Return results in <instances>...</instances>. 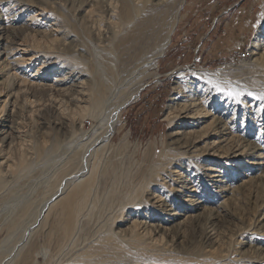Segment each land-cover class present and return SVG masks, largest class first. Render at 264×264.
<instances>
[{"label": "rangeland", "instance_id": "obj_1", "mask_svg": "<svg viewBox=\"0 0 264 264\" xmlns=\"http://www.w3.org/2000/svg\"><path fill=\"white\" fill-rule=\"evenodd\" d=\"M92 6L93 8L98 9V15L97 13H92L93 16H90L92 14H85V12H83L85 8H91V10H93ZM101 8L103 9L102 0H6L4 4L0 3V10H2L4 16L10 20V24L13 23V26L15 27L14 30L16 31L14 32L17 33V31H21L22 28L27 29L25 34L30 33L25 35L26 38L24 37V39H29V41H25V45L27 46H25V48L29 50L31 54L41 53L43 58L40 57V61H38V63H41L44 59H47V61H49L50 56H58L60 60H67L71 58L68 61H71L73 63L78 62L77 58L81 57V55H79V52L83 50L81 48L82 46H84L87 47L85 48L86 50L90 49L89 52L92 53L89 55L88 60L90 62L89 65L91 64L90 66L94 68L95 55L93 51L94 49L100 47L98 49L99 53L97 57H99V60L103 62L104 66H106L107 71H115L116 69L114 65L116 64L118 65L116 66L120 68L119 70L122 71H120L119 74L121 78H119V76L118 80L115 79L116 77L113 78L114 81L122 83H120V88H117V90L119 91L115 90L116 93L114 92V96H111V101L105 107V113H108V111L112 109V106L124 102V106L118 117V122L113 126L112 138L109 141V145L105 146V148L103 149H99V147L93 143L95 139L93 140L92 137L86 139L85 137L87 136L88 132H93L96 129V126L99 125V118H101V116H106V114H102L104 113V109L101 113L102 115L97 118L86 116V118L83 119L81 118V113L79 112L80 110L78 112H75L73 110L74 107L71 108V105L68 102L62 100V95L55 96L50 92L45 93L46 91H42L41 93L37 94V102L34 103L30 100L32 102V105L34 106H31V111H22L21 117H23L24 120L22 118L20 119V133L16 132L13 134L14 136L11 133L8 134V138H15L10 142L13 147L10 143H8L7 150L9 156L8 166H10L8 168L11 169V171H8V178L5 177L4 174H0V205L7 198V196L9 197L12 194V191L15 189L16 183L18 184V186H22V188L24 187V189H27L30 184L37 183V187L33 188V191H35L34 193L32 192L33 195H31V204H36L43 199H49L50 195L53 194L52 192H54L53 190H56L57 184H60L65 178L76 172L86 163H88L91 169V175L88 176L89 178H87V182L84 181V185V182H81V184H73L72 187L75 185L77 186H75L74 189L72 187H70L69 189L71 193H74L79 185V192H81L82 189L84 190L85 185L89 189V191H86V196L82 197L84 200L82 199V204L80 203L81 208L79 209L80 205L77 206L79 213L76 212V209H74L76 206L75 204L73 205L72 202L76 203V201L79 200L77 199V197L79 198V196H81L80 194L83 192H81L80 194L78 192L77 197L75 198L78 189L75 194L72 195H67L68 192L70 193V191H68L66 194V196L68 197H64L65 199H68V201H71L67 203H69L68 205H73L74 208L71 205L69 206L72 207V211L75 210V213H78L77 215H73H76L75 220L73 219L72 221L71 214L73 212L69 214L70 218H68V212L70 211L67 210L69 208L67 207V203L65 204V201L67 200L63 199L65 201H59H62V203L64 202L65 204L64 205L61 203V209V204L58 206L56 205L58 203L57 202L55 204L56 206L54 205L55 208L52 207L50 209L51 211L49 210L47 211V213L44 212V216L46 215L44 217L45 219L42 218L39 224L36 223L34 229L35 232L33 230L34 233H31L30 239L27 242L19 244V247L21 249L16 250L18 255H15V259L13 257V264H69L68 261H74L77 256H81L85 251L88 252L87 254H84V257L86 258V260L89 259V262L92 261L96 263L97 261H101V258L104 256L106 257H104L105 259L113 261L117 257H113L114 254H112V252H117L115 253V255L119 254L120 256L124 257L121 258L122 260H126V262L127 260H130L127 262L128 264H144V259H149L151 258L150 256H156L158 254V252L153 251L155 247L159 248L160 246H164L167 248V246L170 244L168 248L173 250L174 242L177 241L175 239H177L178 237L179 239L183 238L185 242L188 243H198V245L201 248L203 247L202 249L205 251L208 249V242L212 241L214 243L213 250L216 251V253L219 252L221 254L218 257H212L214 260L209 259L207 264H222L226 261L227 262L223 264H252V262H254L253 264H255V262L264 264V244L254 239L253 234H251V226H254L258 223L260 212L263 211L261 207L264 202V183L258 185L259 188L257 187V185H249L245 191L235 193L233 201H231L229 203V206L226 207L227 210H225L222 214L223 216L220 218V222L209 221L202 226H199L195 221H189L181 230L172 229L169 234L166 235L165 239H160L161 243L159 238H155L156 240L158 239L157 241H159L158 243L155 240L156 246L147 244V241H151V239L148 240L149 237L152 238L151 235L148 237L145 236L146 238L134 237V239L127 236L123 231L116 232L115 230H113L112 225L114 224V221L118 220L117 218L124 219L127 217L128 219L126 218V220H123L122 222L124 227H126L130 220L132 221L138 216L140 217L141 213H143L142 211L138 214L139 208H132V211L134 210L135 212L130 215V210L128 211V209L134 207L135 205H138L139 202L144 201L146 199L145 196L150 190H155L156 193L160 192L158 188H161V185H158L155 182H158V179L160 178V176H162L163 171H161L160 169L164 166L162 170L165 171L169 164L167 162L171 160V155L168 154V152L165 153L168 148L167 146L169 143V133L172 129L166 115L175 110V108L171 109L175 106L174 105L171 107L173 102L171 98L177 97L176 86H178L179 84L180 88L182 87V93H184L181 94L180 98L178 97L180 100L179 102H183L184 100V102H186V100L189 99H196L195 101L197 103H202L200 105H202L203 108H207L209 110L212 109L216 105V103L217 105H221V109L219 112L221 116L226 117L227 119L234 117L233 122H230V133L232 132L234 135L236 134L241 137V139H247L248 141L251 140L253 142V140H256L254 142L255 145L259 143L264 147V110H261L259 108L261 103L264 102L257 100L256 98H254V96L249 97L247 94H245V96L242 97V100H247L242 101L243 103H237L235 100H232L227 96L216 92L210 86L208 87L207 83L202 84L193 76V72L196 70L216 69L218 66L225 65L226 69L229 71L226 70L224 80H228L231 82H237L239 80L238 82L245 81L246 83L256 82L259 85L264 84V78H262V76H264V64H258L252 59V47L257 39H259L261 47H264V26L262 24L264 20V15H262L264 14V0H185L184 4H182L179 10L177 27L165 55L163 57L152 60L153 63L151 65L145 64V61L150 58V53L153 49L150 45V42L148 43L143 41L144 46L143 43H141L139 47H133L131 43L128 42V33H124L126 25H123L122 29H119L120 26L117 24V26H119L118 30H121V33L119 32L117 34L119 35V37H115L117 39H111V42L110 40L106 43L103 42V46L102 44L100 45V42L96 41L94 33L98 32L97 34L105 36L109 34L108 29L111 32L110 26L113 27V24V30H115V20L118 19L117 21L119 22L116 23L119 24H121L122 22L119 20L121 15L118 14V12H114L113 14L117 15H113V18L111 17L112 20H109L107 17L105 18L104 13L102 14V12H100V10L103 11ZM118 8L116 9L117 11L119 10ZM100 13L104 16H101ZM118 15H120V17ZM114 16H118V18H115ZM106 20L110 21V26L108 25L109 22ZM123 24L125 23L123 22ZM64 25L66 26L64 27ZM52 27L55 29H59V32L56 30V34L52 35L51 31L55 30ZM44 28L47 30V33L44 32ZM61 29L65 30L62 31ZM260 30H262L263 35L260 34ZM100 31L102 32L99 33ZM91 34L93 35V37ZM121 34L122 39H120ZM93 38L95 39V43H93ZM118 38L120 40V43L118 41ZM124 39H126L127 42H123ZM69 40H74V47L69 48L70 46L67 43L69 42ZM65 41L67 43L66 45L64 44ZM79 43H81L80 46ZM124 43H126L127 45L130 43L129 46L131 45L132 47L126 46V44ZM60 44H64V46ZM77 44L79 46V49ZM97 44H99V47L97 46ZM122 45L126 48H134L131 49L133 53H131L132 51L130 52L129 49L127 50L126 48H124ZM248 46L251 47V55L245 59L238 61V52L245 50ZM135 48L138 51L135 50ZM143 48L145 52L143 51ZM139 49L142 50L140 51ZM150 49L151 51L148 52V50ZM262 50L263 49H261L260 52L264 51ZM127 51L131 54L127 53ZM135 51L137 53H134ZM140 53L142 54V56L140 55ZM143 53H145V55ZM127 54L134 55L130 56V58ZM126 56L127 58L124 59V57ZM64 57L67 59H65ZM140 57L141 60H138L140 59ZM131 59H133L134 61ZM123 60H127L130 66L128 65V62H123ZM136 60L137 62H139L137 63ZM132 61L134 62V64L132 63ZM140 62L142 63V65ZM120 63L121 65L123 64L122 67ZM126 64L127 66H124ZM130 67H134V69H131ZM33 69L36 70L35 67H27V69H25L26 75L31 74L32 71H34ZM54 69L55 70H53L52 72H50L49 70L43 71L42 75L39 76L40 79L44 80V82L46 83L54 85L57 88L61 86L65 87V85H61L62 81H58L57 77L66 76L67 71L62 70L59 67H54ZM259 70H262L263 72ZM254 72L257 73L254 75ZM247 73L253 74H250L249 76V74ZM254 76H256L255 79L253 78ZM70 78L73 79V75L70 76ZM248 78L250 79L248 80ZM259 78H262L263 80H260ZM122 80H126V83H124ZM105 85L107 87L106 94H108V92L110 91L109 84L105 83ZM138 89L139 93L135 95L136 91L138 92ZM1 92L2 90H0V93ZM95 93L96 92L93 93V91L91 90V95L89 93V96L92 97V95L94 94L95 97ZM213 93L216 96H213ZM54 98L55 100H53ZM58 100L60 101V105L62 104L61 106L59 105ZM67 103L70 106H68ZM58 105L61 107H59L60 109L57 108ZM59 111L63 112V114H65L66 112V114L70 115H63V117L66 116L68 118L66 119L71 121L68 124L69 127L72 126L70 127L71 131H68L67 133H65L64 129L61 127L60 123L62 113ZM92 113L94 112L92 111ZM56 121L59 122L57 123ZM45 123L48 124V126H51L50 128H48L49 130L47 129L48 131L46 130V133H42L40 131V128L41 125ZM20 128L22 129V132ZM21 133H24L25 136H22ZM125 135L126 137H124ZM241 135L245 136L243 137ZM18 138L20 141L18 140ZM71 141L73 142V144L70 149H68V145L66 144H69L68 142ZM45 153H47V155ZM47 156L50 158L53 157V161L52 163H50L51 171L49 170V172H46V170L44 171L46 167L44 165L50 159ZM9 160L13 166L9 163ZM35 161L39 163H36V166L30 168L28 166V163ZM164 162L167 166L164 164ZM21 165H23V167H21ZM219 165L220 167H222V176L224 179L223 181L225 182L221 186H225L227 184L232 188L234 185V187H237L236 185H238L242 181L247 180L250 176L258 172L257 169H251L247 167V165L245 166L243 164H237L236 168H230L226 164ZM158 171L161 172L158 173V176L160 175L159 177L156 175V172ZM44 173H46V175ZM189 176L192 177V174H189ZM196 180L197 181L194 184L198 183L199 189L204 193L206 188H201V183L198 182L199 179L196 178ZM89 181H91V184L89 183ZM151 183L153 185H151ZM149 184L150 186H152L151 188ZM164 184H167V190L165 191L169 194L170 184L169 186L167 182H165ZM206 194L208 195L207 198H209V200L211 199V204H213L211 206H218L216 196L217 194H215L211 189H207ZM72 197L73 199H75L73 200ZM124 197L129 198L126 201ZM131 197L134 198H132V202L131 200H129ZM134 200H137L138 202L134 204ZM129 202H131L130 204L132 205H129ZM125 203L126 205L128 204L126 206L127 208L124 207ZM65 207L67 209H64ZM63 210L65 211V213H67L66 215L64 214ZM79 210L82 213H80ZM122 211H124V213L128 212V214H124ZM24 213L25 210L23 208H19V210L15 211L13 214H11V216H9L10 218L8 219V221H5L3 215H1L0 242L11 233V227H13L14 224H18V222L24 217ZM85 213H88V216ZM122 215L126 216H124L123 218ZM131 216H133L134 218H132ZM2 218L3 222L1 220ZM156 218L159 222L162 221V224H164L163 220H161L159 217ZM68 219H70L72 223H75L76 221L78 225L77 223H75L76 225L73 223L74 225L71 226V224L67 222ZM63 221L66 222L64 223ZM96 222L102 223H100V226H98ZM103 222L106 225L103 224ZM110 225L112 226L110 227ZM73 226L75 227L72 229ZM102 226L104 228H102ZM67 229L70 231H75L76 234L73 231L70 234L69 231L68 235L67 233L65 234L64 232H67ZM100 229H102L103 231H100ZM105 231L107 232V234ZM62 233H64V235ZM71 235L73 237H71ZM62 236L65 239L62 238ZM60 237L63 240V245H60V243H62V240H59L60 243L59 241L57 242L58 239H61ZM66 239H68L70 242L67 246L66 244L68 240L66 241ZM79 239L82 241H80ZM89 239L92 240V242H90ZM96 239L98 241H95ZM165 240L167 241V243H163V241ZM64 241L66 244H64ZM123 241L126 243H124ZM56 243L59 245H57ZM87 244L89 245L88 247ZM103 245L106 248L103 249ZM109 245L111 246L109 247ZM61 246L62 248L60 249ZM64 246L66 247L64 248ZM41 247H45V250H42ZM142 247H144L142 250L146 248L143 252L141 250ZM94 249L99 250L97 254H95L97 250ZM114 249L115 251H113ZM137 249L143 253L142 256ZM119 250H121V252H118ZM76 251L77 253H79L77 254ZM74 252L76 253V256ZM88 253L91 257H89ZM91 253L92 255H94V261L92 260ZM8 255H0V262L2 260L6 261ZM95 255H97L98 257ZM221 255L223 258L221 257ZM104 258L102 259L104 260ZM131 258L132 260L134 259V263L132 262ZM206 262L207 261H205L204 264H206ZM104 263L109 264L107 262ZM152 264L154 263L152 262Z\"/></svg>", "mask_w": 264, "mask_h": 264}, {"label": "bare ground", "instance_id": "obj_2", "mask_svg": "<svg viewBox=\"0 0 264 264\" xmlns=\"http://www.w3.org/2000/svg\"><path fill=\"white\" fill-rule=\"evenodd\" d=\"M4 2H6V0H0L1 4H4ZM184 2H185V0H102L103 9L102 8L101 9L103 11L100 10V12H102V14L104 13L105 18L107 17L110 20L113 15H117V14H113V13L118 12V14L121 15V17H120V15H118L120 17L119 20L122 22H121V24H119V23H116V22H119V21H117L118 19L115 20L116 21L115 22L116 28H115V30H113L114 24H113V27H111L110 21L106 20L109 22L108 25L110 26L111 32L108 29L109 34H107L105 36H103L101 34H97L98 33L97 32V33H94V37H95L96 41L100 42V45L103 42L106 43L109 40L111 42V39H114L116 36L119 37V35H117V34L121 30L119 31L118 27L120 26L119 29H122V26L126 25L125 32H124V30H123V32L126 34L128 33V36H127L128 42H130L133 47L134 46L139 47V45L141 43H143V41L148 42V43L150 42V45L152 46L153 49H152V51H151V49L148 50V52L151 51V53H150L151 55H150V58H148L147 61H145L146 62L145 64L151 65L153 63L152 60H155L159 57H163L165 55L167 48L169 47V45L172 41V36H173V34L176 30V27H177L179 10H180L182 4H184ZM31 3H32V1H31ZM116 3H119V4H116ZM85 5H86V3H85ZM118 5H119V8H118ZM116 7L119 9L118 11L116 10L117 9ZM92 8H93V6H92ZM85 9H87V8H85ZM85 9L83 10V12H85V14L97 13V15H98V12H97L98 9H95V8H93V10H91V8L87 9V10H85ZM94 10H95V12H94ZM93 14L90 16H93ZM102 14H101V16H104ZM43 16H46V15H43ZM118 16H116V17L118 18ZM82 17H84V16H82ZM104 22H105V20H104ZM123 22L125 24H123ZM117 24L119 26H117ZM262 24L264 26V20H263ZM105 25H107V24H105ZM65 26L66 25H64V27ZM14 28L15 27L13 26V23L10 24V20L7 17H5L3 11L0 10V90H2V92L0 93V174H4V176L8 178V171L9 170L11 171V169L8 168L10 166H8V159H9L8 157L9 156H8L7 150H8V143H10L15 137H9L8 138V134L11 133L13 135L16 132L17 133L19 132L20 119L22 118L24 120V118L21 117L22 111H31V106H33L32 102H34V103L37 102L36 101L37 94L41 93L42 91H46L45 93L50 92L51 94H54L55 96L62 95L63 96L62 100L65 102H68L71 106L68 103H67V105L70 106L71 108L74 107L73 110L75 112H78L80 110L79 112L81 113V118H83V119H85L86 116H91L93 118H97L102 114L103 115L106 114V116H104V117L101 116V118H99V120H98L99 125L96 126V129L93 132H91V131L88 132L87 136L85 138L88 139V138L92 137L93 140L95 139L93 143L95 145H97L99 147V149L100 148L103 149V148H105V146L109 145V141L112 138L113 126L115 124H117L118 117H119L120 112L124 106V102H122L121 104H117L115 106H112V109H110V111H108V113H105V107L111 101V96L112 97L114 96V92L116 93L115 90H117V88H120V83H122V82L118 83V81H114V79H113L114 77H116L115 79H117V80L119 78H121V76H119L121 70H119L120 68L117 67L118 65L117 64H116L117 66L114 65L115 69H116L115 71L114 70L113 71L111 70L112 72L107 71L106 66H104L103 62H101L99 60V57H97L98 53H99L98 49L100 48L98 46L99 44H97V46L99 48H97V49L93 48L94 49L93 52L95 55V65L93 64L94 68H92L90 66L91 64L89 65L90 62L88 60L89 59L88 57L90 54H92L89 52L90 49L86 50L85 48H87V47H84L82 45H81L82 46L81 49H83V50H81L79 52L80 54L78 53L79 55H81V57L78 56L79 58H77L78 62L73 63L71 61H68L71 58L67 59L64 57L67 60H60V58H58V56H56V57L50 56L49 61H47V59L46 60L44 59L41 63H38V61H40V57L43 58L41 53L31 54L30 51L25 48V46H26L25 41L26 40L29 41V39H24V37L26 38L25 35L30 34V33L25 34L27 29H22V28H21V31H19V32L17 31V33H16V32H14V31H16V30H14ZM23 28H24V26H23ZM53 29H55V28H53ZM56 30L59 32V29H55V30L51 31V34L55 35ZM61 30L63 31L65 29H61ZM106 30H107V28H106ZM46 31L47 30L45 29L44 32H46ZM67 31H68V29H67ZM101 32L102 31H100L99 33H101ZM105 33H107V32H105ZM67 34H68V32H67ZM72 34H73V31H72ZM92 34H93V32H92ZM95 34H96V36H95ZM260 34L263 35L262 30H260ZM92 37H93V35H92ZM68 38H69V36H68ZM123 38H124V36H123ZM95 39H94L93 43H95ZM115 39H117V38H115ZM120 39H122V34L120 36ZM126 39H124V41L123 40L122 41L127 42ZM60 40H61V38H60ZM118 41L120 43L119 38H118ZM116 42H117V40H116ZM151 42H152V44H151ZM259 42H260L259 39H257V41L254 42V44H253V47H252L253 48L252 49L253 57H252V59L254 60V62L263 65L264 64V51H263L264 47L262 48L261 44ZM67 43L70 46L69 48L74 47L73 45H75L74 40H69V42H67ZM67 43L65 41L64 44L66 45ZM76 43H78V42H76ZM64 44H60V45L64 46ZM80 44L81 43H79V46H80ZM124 44H126V43H124ZM129 44L128 45L126 44V46H129ZM104 45H106V44H104ZM118 45H116V46H118ZM131 45L129 47H132ZM150 45H148V46H150ZM77 46H78V44H77ZM79 46H78V49H79ZM102 46H103V44H102ZM143 46H144V43H143ZM129 47L128 48L124 47V48H126L127 50L129 49L131 52L132 51L131 49H134V48H129ZM114 48H115V46H114ZM261 49H263L262 50L263 52H260ZM117 50H114V51H117ZM135 50H137V49L135 48ZM139 50L141 51L142 49H139ZM143 51L145 52L144 48H143ZM127 53H129V52L127 51ZM131 53H133V51ZM131 53H129V54H131ZM134 53H137V52L135 51ZM143 54L145 55V53H143ZM124 55H126V54H124ZM132 55H134V54H132ZM132 55H128V57H130ZM140 55L142 56L141 53H140ZM138 56H139V54H138ZM138 56H137V58H138ZM126 58H127V56L124 57V59H126ZM131 60H133V59H131ZM138 60H141V57ZM133 61H132V63L134 64ZM120 62H121V59H120ZM123 62H128V61L123 60ZM136 62H137V60H136ZM142 62H144V61H142ZM256 63H255V65H256ZM120 65H121V63H120ZM122 65H121V67H122ZM128 65H129V62H128ZM135 65H136V63H135ZM141 65H142V63H141ZM253 65H254V63H253ZM29 66L32 68L35 67L36 70L33 69L34 71H32L31 74L26 75L25 69H27V67H29ZM124 66H127V64ZM131 66H132V64H131ZM54 67H59L60 69L67 71L66 76H60L61 78L57 77L58 81L59 80L62 81L61 85H65V87L61 86V87L57 88L54 85L46 83V82H44V80L40 79L39 76L42 75L43 71L49 70L50 72H52L53 70H55ZM134 67L133 68L130 67V68L134 69ZM226 70L227 69H226L225 65L218 66L216 69H199V70H196L193 72V76L195 79L200 81L202 84L206 83L205 80L201 79V77H205V76H211L215 79H219L222 81V80H224V75H226L225 74ZM227 71H229V70H227ZM259 71H262V70H259ZM256 73L254 72V75ZM247 74H249V73H247ZM250 74H253V73H250ZM250 74H249V76H250ZM259 74H261V73H259ZM72 75L74 77L73 79L70 78V76H72ZM118 76H119V78H118ZM256 76H254L253 78L255 79ZM260 77H261V75H260ZM228 78H229V76H228ZM262 78H264V76H262ZM262 78H259V79L261 80ZM124 79H126V78H124ZM249 79L250 78H248V80ZM254 79H253V81H254ZM238 81L237 82L234 81V82H232V84L238 86L241 90H246V91L255 92V93L264 92V86H263L264 84L259 85L256 82L255 83L254 82L253 83H246L245 81L244 82H238ZM246 81H247V79H246ZM123 82L126 83V80H124ZM105 83L109 84V90L110 91L108 92V94H106L107 87H106ZM102 84H104V85H102ZM135 84H137V83H135ZM179 85L176 86L177 97L171 98V100L173 101L171 107L174 105L176 107L174 106V107H172V108L170 107V108L171 109L175 108V110H173L171 113L166 115L172 129H171V132L169 133V143L167 146L168 147L167 151L165 153L168 152V154L171 155V157H170L171 160L169 162H167L169 164H168V167L165 171L162 170V168L164 166L162 168L160 167L161 168L160 170L163 171V173H162V176L159 175L160 178L158 179V182H155L158 185H161V188H158L160 190V192L156 193L155 190H150L147 195L145 194L146 199L144 201L139 202L138 205H135V206L133 205L134 207H131L128 209V211L130 210V215H132V213L135 212L134 210L132 211V208H139L138 214L142 211H143V213H141L140 217L138 216L135 219H133L132 221L130 220V222L127 220L129 223H128V225L126 224L127 225L126 227H124V225L122 224L123 220H126V218H127V217L124 218V216H126V215H124V216L122 215L124 219L117 218L118 220L114 221V224H112L113 230H115L116 232L123 231L127 236L132 237V238H134V237L146 238L145 236L148 237L151 235L152 238H150V237L148 238V240L151 239V241H149V242L147 241V244H150L153 246H156L155 243L158 240V239L156 240L155 238H159V240L163 239V238L165 239L166 235L169 234V232L172 229L181 230L185 227V225L189 221H195L196 224H198L199 226H202L203 224H205L209 221L210 222L211 221H219L220 222V218L223 216L222 214L224 213L225 210H227L226 207L229 206V203L231 201H233V198L235 197V193L245 191L249 185H252V186L257 185V187H258V185L264 183V147L262 146V144L257 143L255 145L254 142L256 140L255 141L253 140V142H252L251 140L248 141L247 139H241V137H239L236 134H235L236 135L235 136L231 132L233 134L232 135L230 133V129H231L230 122H233L234 117L227 119L226 117L221 116L219 114L220 109H221V105H217V103H216V105L212 109L209 110L207 108L206 109L203 108V106L200 105L202 103H200V104H199V102L197 103L195 101L196 100L195 98H194L195 100L189 99V100H186V102H184L185 100L183 99L184 100L183 102H179L180 101L179 98L181 97V94H184V93H182L183 91H181L182 87L180 88ZM208 87H209V85H208ZM186 89H187V87H186ZM91 90L93 91V93L96 92L95 97H94V94L92 95V97L89 96V93L91 95ZM117 91H119V90H117ZM134 91H136V90H134ZM45 93H43V94H45ZM109 93H110V95H109ZM138 93H139V89H138V92L136 91L135 95H137ZM214 93H213V96H216V95H214ZM54 95H52V96H54ZM53 100H55V98ZM232 100H231V102H232ZM246 100L244 99L242 101H246ZM210 101H208V102H210ZM58 103L60 105L59 100H58ZM241 103H243V102H241ZM59 105L57 108H59L62 104L60 106ZM253 105H251V106H253ZM34 109H36V108H34ZM103 109H104V113H102ZM92 111L94 113H92ZM59 112H61V111H59ZM61 113H62V117H61V123L60 124H61V127L64 129L65 133H67L68 131H71L70 127H72V126H70V127L68 126L69 122H71V121L67 120L68 118L66 116L68 114H66V112H65L66 116H64V117H63V115H65V114H63V112H61ZM68 116H70V115H68ZM103 120H107V121H103ZM72 121H73V119H72ZM56 125H58V124H56ZM50 126L51 125L48 126V124L45 123V124L41 125L40 131L42 133L43 132L46 133V130L48 128H50ZM58 128H59V126H58ZM20 130L22 132L21 128H20ZM23 135H24V133L22 134V136ZM63 135H64V133H63ZM241 136H243V135H241ZM65 137H66V134H65ZM124 137H126V135ZM18 140H19V138H18ZM68 143L69 144H66V145H68L67 148L70 149L73 142L71 141ZM11 146L13 147L12 144H11ZM54 147H55V145H54ZM96 149H98V148H96ZM96 152H97V150H96ZM45 154L47 155V153H45ZM48 158H50V157H48ZM52 161H53V157L50 158L46 162V164L44 165V166H46L44 171L45 170H46V172H49V170L51 171L50 163H52ZM165 162H164V164H165ZM9 163H10V160H9ZM36 163L38 164L39 162H36V161L30 162V163H28V166L30 168H32V167L37 165ZM10 164L12 165V163H10ZM219 164H226L230 168H236L237 164H243L245 166L247 165V167H249L251 169H257L258 172L256 174L250 176L248 179L246 178L247 180L242 181L241 183L236 185L237 187H234L235 186L234 185L232 188V187H230V185L228 186L227 184H226L227 186L226 185L221 186L225 182L223 181L224 179L222 176L223 170ZM157 165H158V163H157ZM160 166H162V165H160ZM21 167H23V165H21ZM155 168H157V167H155ZM159 172L160 171L156 172L157 174L156 173L155 174L158 176ZM90 173H91V169H90L88 163H86L84 166H82L76 172H74L73 174H71L67 178H65L60 184H57V188L55 187L56 190H53L54 192H52L53 194L50 195L49 199H47V200L43 199L36 204H31L32 203L31 202V195H33V193L35 191V190L33 191V188L37 187L36 186L37 183L30 184L27 189H24V187L22 188V186H18V184L16 183L15 189L12 191V194L9 197L7 196V198L0 205V217H1V215H3L4 220L8 221V219L10 218L9 216H11V214H13L15 211L19 210V208H23L25 210V213H24L25 215H23L24 217L19 222L17 221L18 224H14V226L11 227L12 228L11 233L8 236H6L0 242V255H2V254L8 255L9 254L7 260L6 261L2 260L0 262V264H13V262H14L13 257L15 259V257L18 255L16 250L21 249L19 247V244L27 242L30 239L31 233L35 229L36 223L39 224V222L42 218L45 219L44 217L46 215L44 216V214H45L44 212L47 213V211H49L52 207H54V205L57 202L59 203V204L58 203L56 204L58 206L62 203V201H65V200H67V201H65V204L67 202H71V201H68V199H65L66 197H68V196H66V194L68 191H70L69 190L70 187H72L73 184H79V183L81 184V182H84V181L87 182L88 181L87 178H89L88 176L91 175ZM44 174L46 175V173H44ZM189 174H192V177L189 176ZM196 178L199 179L198 182L201 183V188H203V187L206 188L204 193L202 192V190L199 189L198 183L194 184L197 181ZM84 179H86V180H84ZM156 180H157V178H156ZM90 182L91 181H89V183ZM165 182L168 183V186L170 184V189H169L170 193L169 194H168V192L166 193V191H165V190H167V187H166L167 184H164ZM84 184H85V182L83 183V185ZM90 184H89V186H90ZM151 185H153V184L151 183ZM75 186H77V185H75ZM75 186H73L72 188L74 189ZM79 186L76 188V191L79 188ZM149 186H150V184H149ZM151 187L152 186H150V188ZM87 189H88V187H86V185H85L84 190L83 189H82L83 191L81 190V192H83V193L79 192V189L77 192L75 191L76 192L75 198L77 197L78 192H79V194L81 193L80 194L81 196H79V198L77 197V199H79V200L76 201L77 200L76 199L75 200L76 203L72 202L73 205L75 204L76 207L74 208L73 205L70 204L74 209L77 210L76 212H78L77 206L80 205L79 209L81 208L82 199H83L82 197H85L86 191H89V189L88 190ZM207 189H211L215 194H217L216 196H217L218 206H216V207L211 206L213 204H211V201H210L211 199L209 200V198H207V196H208L206 194ZM75 192L71 193V191H70L71 194L68 192L67 195L75 194ZM87 196H88V194H87ZM122 198H123V196H122ZM128 198L124 197V199H126V201ZM132 198L133 197H131L129 199V200H131V202H132ZM136 198H137V196H136ZM63 199H65V200H63ZM72 199H73V197H72ZM60 200H62V201L59 202ZM217 201H215V202H217ZM83 202H85V201H83ZM131 202H129V205H132V204H130ZM136 202H138V201L134 200L133 203L136 204ZM62 204H64V202ZM62 204L60 206V209L62 208ZM68 204L69 203H67V207L70 206ZM83 205H84V203H83ZM127 205L125 203L124 207H126ZM72 207H69L68 209L65 207L64 209H67L68 211H70V212H68V216H69L68 218H70L69 214L73 212L71 214L72 221H73V219L75 220V217L79 212L76 214L75 210L72 211V209H71ZM261 208L263 209V211L260 212V218H259L258 223L255 224L254 226L253 225L251 226L252 227L251 228L252 229L251 234H253L254 239H256L257 241H260V243L264 244V202H263V205ZM63 212L65 215L67 214V213H65L64 210H63ZM122 212L124 213V211H122ZM80 213H82V212L80 211ZM74 214H76V215L73 216ZM124 214H128V212H126ZM86 215L88 216V213ZM131 217L134 218L133 216H131ZM156 217H159L161 220H163L164 224H162V221L159 222ZM3 218L1 219L2 222H3ZM65 219H67V218H65ZM69 220L70 219H68V221L67 220L66 221L69 222L71 224V226L74 225L75 223H77L76 222L77 218H76L75 223L73 222L74 224L71 222V220L70 221ZM69 223H67V224H69ZM100 223H102V222L97 223L98 226H100L99 225ZM124 223H127V222H124ZM103 224H105V223L103 222ZM77 225H78V223H77ZM112 225H110V227ZM122 225H123V227H122ZM108 226H109V224H108ZM108 226H107V228H108ZM67 227H69V226H67ZM74 227L75 226H73L72 229ZM102 228H104V227L102 226ZM101 230L102 229H100V231ZM69 231L70 230H68L67 232H64V231H62V232H64L65 234L67 233V235H68ZM72 231H70L69 234ZM106 231H108V230H106ZM34 232H35V230H34ZM73 232L75 233V231H73ZM94 232H97V231H94ZM64 233H62V234L64 235ZM106 234H107V232H106ZM91 235H93V234H91ZM244 235H246V234H244ZM71 237H73V236L71 235ZM62 238H64V237L62 236ZM62 238L58 239L57 242L59 240L61 241ZM94 238H96V237H94ZM94 238H92V239H94ZM68 239H66V241ZM82 239H83V237H82ZM79 240H78V243H79ZM152 240L153 241L156 240V241L153 242ZM166 240L163 241V243L164 242L167 243ZM175 240H177V241L174 242V245L172 244L173 250L168 248L170 246L169 243H168L169 245L167 244L168 245L167 248L164 246L163 247L160 246L159 248L155 247L153 249V251L158 252V254L156 256L148 255L151 258L144 259V261H143L144 264H152V262L154 264H204L205 261H207L206 262V264H207L209 259L214 260L212 257H218L221 254L219 252L216 253V251L213 250L214 243L212 241H210V242L207 241L208 242V244H207L208 249L205 251L202 249L203 247L201 248L198 245V243H195V242L188 243V242H185V240L183 238L179 239V237ZM60 241H59V243H60ZM80 241H82V240H80ZM95 241H98V240L96 239ZM168 241H170V240H168ZM245 241H247V240H245ZM61 242L62 243H60V245L61 244L63 245V240ZM90 242H92V240H90ZM157 242L159 243V241H157ZM242 242H244V241H242ZM68 243H70L69 240L67 241V244L64 241V244H66V246L68 245ZM124 243H126V242H124ZM160 243H161V240H160ZM92 244H94V243H92ZM143 244H144V242H143ZM57 245H59V244H57ZM66 246H64V248ZM73 246H74V244H73ZM80 246H82V245H80ZM88 246L89 245L87 244V247ZM105 246H107V245H105ZM110 246L111 245H109V247ZM124 246H126V245H124ZM133 246H134V244H133ZM44 248H42V250ZM61 248H62V246L60 247V249ZM104 248H106V247H104V245H103V249ZM124 248H126V247H124ZM143 248L144 247H142L141 250ZM101 249H102V247H101ZM107 249H110V248H107ZM85 250H86V248H85ZM94 250H97V249H94ZM131 250H132V248H131ZM144 250H142V252ZM98 251L99 250H97V252L95 254H97ZM113 251H115V249ZM219 251H220V249H219ZM85 252L83 254L81 253L82 254L81 256H77V258L74 261H72V260L68 261L69 264H106L104 262H107L109 264H126L128 261H130V260H127V262H126V260L121 259V258H124L123 256H120L119 254L115 255V253H117V252H115V253L112 252V254H114L113 257H115V258L117 257L114 260L112 259L113 261L105 259L106 257L103 255L105 257V258L102 257V258H104V260L101 258V261H97L96 263H94L92 261L89 262L88 261L89 259L86 260V258L84 257L85 256L84 254H87L88 251H85ZM118 252H121V250H119ZM132 252H133V250H132ZM138 252H140V251L138 250ZM142 252H140L141 256L143 254ZM58 253H60V252H58ZM72 253H73V251H72ZM76 253H77V251H76ZM76 253H75V256H76ZM89 253H88V255H89ZM67 254H70V253H67ZM91 255H92V253H91ZM93 256L94 255H92V260L94 261ZM95 256H97V255H95ZM224 256H225V254H224ZM89 257H91V256L89 255ZM221 257H222V255H221ZM221 257H219V258H221ZM82 260H84V261H82ZM131 260H132V258H131ZM133 260H132V262H133ZM139 260H143V259H139ZM256 261H258V260H256ZM72 262H74V263H72ZM132 262H130V263H132ZM226 262H223V263H226ZM135 263H136V261H135ZM215 263H216V261H215ZM253 263L254 262H252V264ZM255 264H263V263L255 262Z\"/></svg>", "mask_w": 264, "mask_h": 264}, {"label": "snow or ice", "instance_id": "obj_3", "mask_svg": "<svg viewBox=\"0 0 264 264\" xmlns=\"http://www.w3.org/2000/svg\"><path fill=\"white\" fill-rule=\"evenodd\" d=\"M201 79L205 80L206 83L216 92L235 100L237 103L242 102V97L245 96V94H247L248 96H254L257 100L264 102V92L255 93L246 90H241L238 86L233 85L231 81H221L211 76L201 77ZM260 109L264 110V103H261Z\"/></svg>", "mask_w": 264, "mask_h": 264}, {"label": "built area", "instance_id": "obj_4", "mask_svg": "<svg viewBox=\"0 0 264 264\" xmlns=\"http://www.w3.org/2000/svg\"><path fill=\"white\" fill-rule=\"evenodd\" d=\"M239 3V2H238ZM237 60L240 61L242 59H245L251 55V47L248 46L245 50L238 52Z\"/></svg>", "mask_w": 264, "mask_h": 264}]
</instances>
